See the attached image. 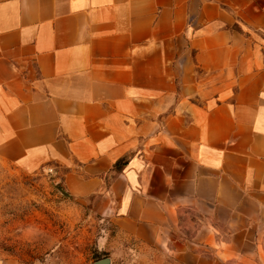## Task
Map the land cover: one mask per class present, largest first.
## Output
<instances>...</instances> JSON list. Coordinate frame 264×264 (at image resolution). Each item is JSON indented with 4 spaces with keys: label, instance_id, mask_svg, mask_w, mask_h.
Returning <instances> with one entry per match:
<instances>
[{
    "label": "crops",
    "instance_id": "1",
    "mask_svg": "<svg viewBox=\"0 0 264 264\" xmlns=\"http://www.w3.org/2000/svg\"><path fill=\"white\" fill-rule=\"evenodd\" d=\"M236 20L264 28V0H0L1 138L98 186L112 171L115 187L159 135L155 94L171 92L170 44L188 35L197 60L208 59L232 46L225 29ZM222 92L234 103L206 111L196 170L179 183L194 199L241 209L264 235V74ZM152 197L142 198L143 218L170 210Z\"/></svg>",
    "mask_w": 264,
    "mask_h": 264
},
{
    "label": "rangeland",
    "instance_id": "2",
    "mask_svg": "<svg viewBox=\"0 0 264 264\" xmlns=\"http://www.w3.org/2000/svg\"><path fill=\"white\" fill-rule=\"evenodd\" d=\"M225 31L232 46L208 59L197 60L188 35L170 44L171 92L155 94L164 108L154 116L159 135L151 152L123 168L115 187L112 171L98 186L72 166L18 156L0 134V264H92L105 257L111 264H264L258 222L208 194L194 199L179 183L196 170L206 111L234 103V94L222 90L264 74V28L236 20ZM184 192L191 198L178 202ZM148 195L170 210L143 218L139 206Z\"/></svg>",
    "mask_w": 264,
    "mask_h": 264
},
{
    "label": "trees",
    "instance_id": "3",
    "mask_svg": "<svg viewBox=\"0 0 264 264\" xmlns=\"http://www.w3.org/2000/svg\"><path fill=\"white\" fill-rule=\"evenodd\" d=\"M129 157L124 156L118 159L112 166V170L118 171L122 169L128 163Z\"/></svg>",
    "mask_w": 264,
    "mask_h": 264
},
{
    "label": "water",
    "instance_id": "4",
    "mask_svg": "<svg viewBox=\"0 0 264 264\" xmlns=\"http://www.w3.org/2000/svg\"><path fill=\"white\" fill-rule=\"evenodd\" d=\"M92 264H111V261L109 257H105L94 261Z\"/></svg>",
    "mask_w": 264,
    "mask_h": 264
}]
</instances>
